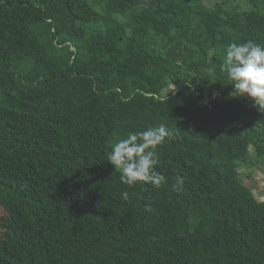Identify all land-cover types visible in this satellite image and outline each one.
Returning a JSON list of instances; mask_svg holds the SVG:
<instances>
[{"label":"trees","instance_id":"obj_1","mask_svg":"<svg viewBox=\"0 0 264 264\" xmlns=\"http://www.w3.org/2000/svg\"><path fill=\"white\" fill-rule=\"evenodd\" d=\"M248 41L264 0H0V264H264V112L221 68ZM161 124L164 182L121 183Z\"/></svg>","mask_w":264,"mask_h":264},{"label":"clouds","instance_id":"obj_2","mask_svg":"<svg viewBox=\"0 0 264 264\" xmlns=\"http://www.w3.org/2000/svg\"><path fill=\"white\" fill-rule=\"evenodd\" d=\"M221 68L234 82L232 95H247L254 106L264 112V46L252 41L230 44ZM170 135L166 126L161 124L145 131L129 132L126 138L116 142L108 161L120 172L121 183L132 187L142 181L160 187L164 177L155 170L159 164L156 148ZM182 185L183 178L178 176L174 190L181 191ZM128 196L127 191L122 193L123 199L127 200Z\"/></svg>","mask_w":264,"mask_h":264},{"label":"rangeland","instance_id":"obj_3","mask_svg":"<svg viewBox=\"0 0 264 264\" xmlns=\"http://www.w3.org/2000/svg\"><path fill=\"white\" fill-rule=\"evenodd\" d=\"M241 166L242 167L240 169L243 183L251 190L257 199L264 201V172L259 169L252 171L247 164H243ZM2 215V210H0V220H2ZM1 235L2 231L0 228V236ZM0 243H4L3 238H1Z\"/></svg>","mask_w":264,"mask_h":264}]
</instances>
